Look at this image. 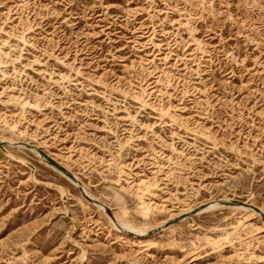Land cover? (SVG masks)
I'll return each mask as SVG.
<instances>
[{
	"label": "rangeland",
	"instance_id": "obj_1",
	"mask_svg": "<svg viewBox=\"0 0 264 264\" xmlns=\"http://www.w3.org/2000/svg\"><path fill=\"white\" fill-rule=\"evenodd\" d=\"M0 264H264V0H0Z\"/></svg>",
	"mask_w": 264,
	"mask_h": 264
},
{
	"label": "bare ground",
	"instance_id": "obj_2",
	"mask_svg": "<svg viewBox=\"0 0 264 264\" xmlns=\"http://www.w3.org/2000/svg\"><path fill=\"white\" fill-rule=\"evenodd\" d=\"M126 226V225H125ZM140 234V233H139Z\"/></svg>",
	"mask_w": 264,
	"mask_h": 264
}]
</instances>
